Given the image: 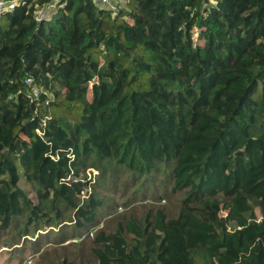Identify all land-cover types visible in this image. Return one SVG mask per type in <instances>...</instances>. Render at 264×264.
<instances>
[{"label":"trees","instance_id":"trees-1","mask_svg":"<svg viewBox=\"0 0 264 264\" xmlns=\"http://www.w3.org/2000/svg\"><path fill=\"white\" fill-rule=\"evenodd\" d=\"M125 1L58 0L37 23L53 0H22L1 19L0 264H27L48 227L85 234L56 264H264V0ZM160 175L175 206L110 217L107 183Z\"/></svg>","mask_w":264,"mask_h":264},{"label":"rangeland","instance_id":"rangeland-1","mask_svg":"<svg viewBox=\"0 0 264 264\" xmlns=\"http://www.w3.org/2000/svg\"><path fill=\"white\" fill-rule=\"evenodd\" d=\"M56 0H53L55 2ZM52 2V3H53ZM47 6V5H46ZM115 15L114 13H112ZM194 32V39L196 44H202V42L197 39V31ZM91 83L89 84V90L91 89ZM88 98H90V93H88ZM86 177L91 180V182L96 179L97 177V171L95 169H88L86 172ZM125 177L123 178V180ZM151 184L147 186H141L140 182H138L135 187L131 190L124 191L122 188V183L117 185L116 187H113L111 183H107L105 185V188L103 191L99 192L104 193H110V192H117V195L114 197L112 210L109 213V215L116 216L119 214H124L129 212L133 207H136L134 210L137 214H142L145 212L150 206L160 207V206H175L177 201L182 199L184 197V193H178L175 195H172L169 192V186L167 178L163 175L160 176H154L151 180ZM21 188H23L25 191H28V186L21 181L20 183ZM155 189V192H154ZM147 191L146 195H140L143 191ZM167 195L166 198H163L164 195ZM126 203V205H124ZM255 212L257 216L259 217V210L255 208ZM108 213V212H107ZM222 215L223 212H220ZM108 214L103 213L100 218V224L98 227L102 226V223L109 219L110 217L107 216ZM68 224V222H67ZM52 228H46L44 231H41L40 233L36 232L33 236H27L25 238L30 241V243L37 238L39 234H42L43 237L37 238L36 242L37 245L33 249H29L22 253V257H24L23 262L27 263L32 261V264H56V258L46 260L50 254L55 250H62L64 248H67L69 251L72 248L73 243H78L82 239H84L85 234L80 237H72V235L67 234V241L64 243H55V240L51 237V231ZM65 229V228H62ZM55 230V229H54ZM30 243L24 244L23 246L27 245L30 247ZM5 252V248H2L0 246V255H3ZM19 258H21L19 256ZM43 261V262H42ZM15 264V263H13Z\"/></svg>","mask_w":264,"mask_h":264},{"label":"built area","instance_id":"built-area-1","mask_svg":"<svg viewBox=\"0 0 264 264\" xmlns=\"http://www.w3.org/2000/svg\"><path fill=\"white\" fill-rule=\"evenodd\" d=\"M22 0H0V22L4 15L13 12L21 3ZM57 1L44 6L34 14V20L37 23L42 21L50 22L56 12ZM100 9L111 11L116 14V11L126 4L123 0H92ZM26 86V98L35 105L36 108L42 104L49 106L54 100L52 93L44 85H36L32 78L27 77L24 80ZM39 133V132H38ZM40 134V133H39Z\"/></svg>","mask_w":264,"mask_h":264},{"label":"crops","instance_id":"crops-1","mask_svg":"<svg viewBox=\"0 0 264 264\" xmlns=\"http://www.w3.org/2000/svg\"><path fill=\"white\" fill-rule=\"evenodd\" d=\"M123 2V0H121Z\"/></svg>","mask_w":264,"mask_h":264}]
</instances>
